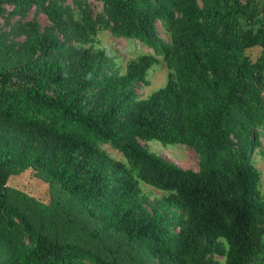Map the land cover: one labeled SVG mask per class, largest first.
Masks as SVG:
<instances>
[{
	"label": "trees",
	"instance_id": "trees-1",
	"mask_svg": "<svg viewBox=\"0 0 264 264\" xmlns=\"http://www.w3.org/2000/svg\"><path fill=\"white\" fill-rule=\"evenodd\" d=\"M98 1L105 30L153 51L125 75L69 44L82 47L95 28L87 17L76 29L64 0H0L3 26L35 7L66 36L25 23L26 44L8 52L0 36L10 64L0 68V264H264V198L252 164L264 138V0ZM255 47L253 62L246 52ZM157 57L166 83L140 98L135 87L148 85ZM136 139L184 145L198 170ZM28 169L49 184L60 233L28 206L36 201L6 185ZM139 182L167 195L147 202ZM100 235L116 246L94 244Z\"/></svg>",
	"mask_w": 264,
	"mask_h": 264
},
{
	"label": "rangeland",
	"instance_id": "rangeland-1",
	"mask_svg": "<svg viewBox=\"0 0 264 264\" xmlns=\"http://www.w3.org/2000/svg\"><path fill=\"white\" fill-rule=\"evenodd\" d=\"M197 1L201 4L203 0ZM63 6L69 10V14L73 18L76 29L81 30L85 27L83 21L87 17H89L94 23L95 28V33L93 35H87V41H85L86 43L83 44L82 47H79L74 42H70L69 44L77 49L81 48L84 51H88L93 54L105 55L108 57L107 60H109L112 64V70L118 75H125L128 66L140 57L153 54L152 50L142 46L140 43L134 40L113 37L108 30H105L102 21H98V17H100V19H104L103 6L98 0H64ZM3 7L5 9V15L12 11V7L7 4H4ZM25 23L32 24V27L35 28L39 34H51L61 40L66 39V36L63 35L61 31L49 21L45 13L38 11L35 7H32L23 18L16 15L10 16V24L13 27L3 26V20L0 18V36L4 39V46L1 48L3 52H8L9 48L17 49L26 44L28 36L24 33L22 27ZM157 31L160 37L163 39L166 38L162 33L160 24H157ZM11 46L13 47L11 48ZM260 52L261 49L259 47H255L248 50L246 55L254 62L259 57ZM9 56L19 59V57L13 53L9 54ZM157 59L159 62L153 65V67L147 72L146 80L148 85L143 86L138 84L135 87V93L140 98H147L150 94L163 87L166 83L167 76L170 71L167 69L164 62L161 61V58L157 57ZM9 65L10 64L5 63L0 56V68L8 67ZM259 140L261 150L260 152L257 150L255 155H253L252 164L259 173L258 190L261 197L264 198V138L260 137ZM135 141L150 152L176 164L182 169L198 170L200 158L192 149L184 145H164L156 140L144 141L136 139ZM103 150L112 161L123 162L122 156L115 150H112L107 146H103ZM139 183V196L147 202H154L167 195L165 192L157 191L146 186L142 182ZM6 185L11 188V190L16 192V195L19 198L36 201L38 204L35 207L31 204L28 206L34 209L35 214H37L45 224L51 223L53 229L56 230L55 233L63 231L62 222L57 219L54 220L55 214L62 216V211L56 204L51 203L49 184L46 181L38 177L32 170L28 169L9 177ZM18 238L21 240V243H28L26 234L19 233ZM94 244H100L101 246L109 248L116 246V242L104 235H100L98 237V242L95 241ZM116 253L120 255L118 251H116ZM218 264L222 263L219 262Z\"/></svg>",
	"mask_w": 264,
	"mask_h": 264
}]
</instances>
